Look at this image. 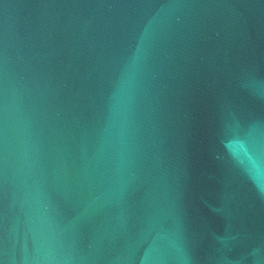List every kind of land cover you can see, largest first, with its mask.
I'll return each mask as SVG.
<instances>
[{
	"label": "water",
	"instance_id": "95a60500",
	"mask_svg": "<svg viewBox=\"0 0 264 264\" xmlns=\"http://www.w3.org/2000/svg\"><path fill=\"white\" fill-rule=\"evenodd\" d=\"M0 264H264V0H0Z\"/></svg>",
	"mask_w": 264,
	"mask_h": 264
}]
</instances>
